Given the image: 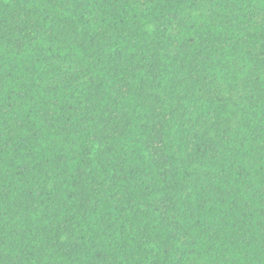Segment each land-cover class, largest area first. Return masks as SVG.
<instances>
[{"label": "trees", "instance_id": "obj_1", "mask_svg": "<svg viewBox=\"0 0 264 264\" xmlns=\"http://www.w3.org/2000/svg\"><path fill=\"white\" fill-rule=\"evenodd\" d=\"M0 264H264V0H0Z\"/></svg>", "mask_w": 264, "mask_h": 264}]
</instances>
